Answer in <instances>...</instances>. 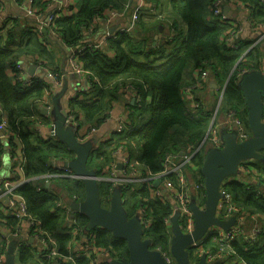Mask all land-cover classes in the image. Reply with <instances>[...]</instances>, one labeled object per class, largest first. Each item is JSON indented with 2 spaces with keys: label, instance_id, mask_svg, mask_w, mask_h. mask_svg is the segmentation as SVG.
<instances>
[{
  "label": "trees",
  "instance_id": "trees-1",
  "mask_svg": "<svg viewBox=\"0 0 264 264\" xmlns=\"http://www.w3.org/2000/svg\"><path fill=\"white\" fill-rule=\"evenodd\" d=\"M15 1L22 3L25 0ZM76 1V7H67L68 13L56 16L51 23L45 24V36L34 28L20 30L15 36L16 23L13 19L3 21L0 26V30H5L0 33V106L6 115L7 130L11 133L6 142L10 147L18 145L20 148L19 160L13 161L11 165V172L15 175L9 180L19 177L25 179L12 192L25 201L27 212L39 221L41 235L51 239L50 247L57 253L53 257H39L35 260L32 245L19 243L11 235L18 227V219L5 213L0 207V225L11 231L8 235L0 234V253H5L7 244L15 242L17 259L21 264H30L32 261L38 264H90V258L80 251L71 250L73 236L63 231L60 209L55 205L61 196L45 184L47 178L49 185L51 182L58 185L68 197L75 195L79 200L84 198V186L80 180L61 175L47 176L60 173L55 160L73 158V153L61 141L51 136L41 137L34 129L38 120H34L33 116L38 113L39 106L45 105L49 85L41 78L30 79L28 85L21 84L17 78L20 70L16 67L22 57L32 56V60H40L44 68L58 74L54 67L55 52L51 37H57L67 47H75L83 32L91 27L97 17L107 9H122L123 2ZM216 1L149 0V9L137 13L135 31L116 32L105 40L106 49L87 45L76 49L78 61L86 71L89 91L70 98L68 106L81 129L88 131L102 124L109 116L112 102L124 94L133 92L135 99L133 104L128 105V124H125L122 131H117L113 138L95 148L87 161V167L93 169L97 176L106 175L105 168L115 160L114 148L120 141H125L124 147L137 162L139 176H142L161 170L165 152L178 153L188 146L196 147L203 140L212 115L203 112L192 115L190 102L183 96V90L187 87L186 91L194 96L198 111L203 110L198 92L207 87V82L197 81L194 76L199 68L206 69L207 76H212L217 85L212 110L222 113L223 117L229 110L235 112L251 136V130L247 126V106L239 88L236 71L244 68L261 70L257 45L249 48L240 60L242 48L232 50L225 45L221 37L230 25L213 18V4ZM235 1L241 2L247 9L250 21L264 24V3L261 0ZM41 3L45 5V1ZM31 4L36 8L35 0ZM35 13H39L37 8ZM155 35H158L156 40ZM154 40L156 43L152 45ZM8 69L14 75H10ZM185 75H189L188 80H185ZM48 102L50 103V99ZM40 118L47 120L46 116ZM2 140L0 137V165L5 151ZM261 153L264 156V150ZM11 155H14L13 151ZM203 156V150L195 152L190 166H187L195 167V174L190 173L194 180H198L197 177L202 180L199 168ZM20 164L22 169L18 172ZM253 165L254 172H248L246 177H256L257 183L235 178L236 175L224 182L223 189L230 195V204L223 205L222 215L230 213L235 216L237 212L230 209L233 206L247 216L253 213L264 216V160H254ZM166 177L173 179L171 174ZM110 187V181L98 180L103 206L108 205ZM121 197L128 216H133L138 207L146 209L152 220L150 227L144 230L143 237L150 240L152 248L170 255L171 236L166 231L163 220L171 211V202L153 197L146 183L134 188L123 187ZM74 217L81 228H85L86 217L81 213ZM261 227L264 229L263 219ZM89 232L95 235L94 244L107 249L111 257L127 259V247L123 239L113 237L102 227ZM260 240L259 243H251L246 249L241 239H234L230 243L229 253L242 264H264V234ZM201 245L216 248L215 243L208 238L202 240ZM190 257L194 259L192 255Z\"/></svg>",
  "mask_w": 264,
  "mask_h": 264
},
{
  "label": "built area",
  "instance_id": "built-area-1",
  "mask_svg": "<svg viewBox=\"0 0 264 264\" xmlns=\"http://www.w3.org/2000/svg\"><path fill=\"white\" fill-rule=\"evenodd\" d=\"M32 0H27V10L29 13H33L35 8L31 4ZM264 3V0H261ZM227 4L229 7H238L243 10L246 8L243 4L239 1L235 0H217L213 4L212 15L213 18L218 19L221 23H226L230 25L229 29L225 31L223 36L221 37L222 40L225 42V45L229 49H236L239 46L238 43V34L239 28L232 22H229L226 13L223 12V5ZM69 11L64 9H59L56 12L50 13L45 20V24H49L53 21L56 16L61 14L68 13ZM133 18H137V13L133 14ZM250 25L253 29L257 30L259 34L256 37V42H260V40L264 41V24L255 23L254 21H250ZM242 58V57H241ZM34 65H36V69L39 68L46 72L48 76L54 79L55 83H58V75L53 73L51 70L44 68L41 61L34 60ZM70 63L72 65L73 71L79 75H82L87 78L86 71L82 68L81 63L78 61L77 55L75 52L70 56ZM16 67L20 70L17 74L18 80L23 85H28L30 80H22L21 78V61L16 64ZM10 75H14V72H11L9 69L7 70ZM259 71V70H258ZM251 72L249 69H241L236 71V76L238 80L246 73ZM261 73L264 74V66H261ZM207 73L206 69H197L194 76L196 77L197 81H206L207 82ZM16 75V74H15ZM88 79V78H87ZM225 85V84H224ZM202 86V85H201ZM200 86V87H201ZM89 91V88L87 89ZM52 92L49 87V91L46 93L45 98V107L49 110L52 109V103L48 102V99H51ZM192 107L198 108L197 103L194 100V96L190 93ZM67 116L66 122H71L72 125L78 126V138L81 141L85 140V135L88 134L91 130L85 131L79 127V123L77 121L76 116L73 114L71 107L67 105ZM41 121H37L35 123L34 129L41 135ZM53 119H51L50 125L52 126ZM125 124L120 123L117 130L118 132L122 131ZM80 129L82 131H80ZM220 129H225L226 131H234L236 134V140L242 141L246 140L250 137L247 131L244 128L242 121L236 115L235 112L229 110L228 112L224 113V117L221 122H217L214 119H211L207 132L203 138V140L196 146H188L185 150L181 151L183 154L174 153L172 151H167L164 153L163 158L161 160V170L156 173H146L142 176H139V170L137 169V162L131 158V154L127 152L126 148L124 147L125 141H120L114 148L113 155L122 154L123 155V162L120 164L116 163V160L111 162V165L105 168L106 175L99 176V180H108L111 182L110 191L115 186L128 187L133 188L132 182H141L146 183L149 186L152 196L160 199L161 201H165L166 199L169 200L172 204L171 211L167 217L164 218L163 222L166 227V231L169 232L170 236L172 234V227H171V217L174 212H178V221L181 230L184 233H191L194 229V218L192 211L190 209V201L192 199L195 200L196 205L198 208L203 209L204 207V197H205V190H204V183L203 178L200 180H194L190 173L196 172L195 167L187 168L190 166L191 157L192 155L199 151L204 150V148H220L223 145V141L219 134ZM52 132V130H51ZM0 136L2 139L7 140L11 133L7 130V122L6 117L4 115V111L0 106ZM14 162L18 161L13 159ZM69 160V159H68ZM68 160H62L61 166L57 168L60 169V173L50 174L47 175L49 177L54 175H61L74 178L72 171L64 166V162ZM120 165V167H118ZM21 164L17 167V171L21 172ZM130 169V171H127ZM240 173L235 176V178H239L243 176L245 173H253L254 172V165H248L246 163H242L239 165ZM13 174V173H12ZM167 174H171L173 179H168L166 177ZM15 175V173L13 174ZM76 179V178H75ZM159 179L160 183L158 186H154V182ZM25 179L23 177L16 178V180H0V207L2 210L14 216L18 219V227L15 230V233L11 235L16 238L19 236L18 230L22 226H25L29 230V235L33 240V249L35 252V260L39 257H53L57 255L54 248L50 247L51 239L44 238L41 234L42 231L39 229V221L33 217L30 213L27 212V206L25 201L18 195L12 192V190L20 185ZM46 183H49V180L45 179ZM45 183V184H46ZM221 191L224 192V196L218 202V208L216 212V216L220 219L227 220L229 218L234 219L233 225H231L227 230L219 226H210L206 231V238L210 241L214 242L216 245L215 249L204 247L201 245L202 241L193 242L194 246L191 251L192 256L195 260H197L200 256L204 255L205 260L207 262H214L216 264H242L240 261L237 262L233 257L232 254L230 255V243L234 239H241L245 245L246 249L248 245L251 243H259L261 240V236L264 234V229L261 227V219L264 220V216L259 214H250L247 216L246 213L241 211L239 208H235L231 206L236 213V215H231L230 213H226L222 215V207L224 204H230V195L225 192L223 189V185L220 188ZM111 193V192H110ZM110 196V195H109ZM69 201H81L75 195H73L70 200L64 201L62 198H58L55 202V205L60 209L59 215L63 219V231L66 233H71L73 238L71 240H81V249L79 250L82 255H85L87 258H90V264H109L111 259H117L115 257H111L105 248H101L96 246L94 243V233L86 231L84 227L77 223L74 216L71 215V207ZM135 216H137L142 231L146 230L150 227V223L152 220L151 215L148 214L146 209L142 207H138L135 211ZM86 226V225H85ZM5 227V226H4ZM6 228V227H5ZM11 231L6 228L5 233L0 232L1 235H8ZM77 235V236H76ZM171 238V237H170ZM21 243L20 241H18ZM70 242V243H71ZM18 243V244H19ZM8 244L6 245V248ZM71 247V246H70ZM17 248L15 246L14 249V258L16 264H21L18 262L17 259ZM165 257L167 262H172V257L170 255H166L162 253ZM5 253H0V263L3 264L2 260L4 258ZM70 258V257H66ZM38 264V263H33Z\"/></svg>",
  "mask_w": 264,
  "mask_h": 264
},
{
  "label": "water",
  "instance_id": "water-1",
  "mask_svg": "<svg viewBox=\"0 0 264 264\" xmlns=\"http://www.w3.org/2000/svg\"><path fill=\"white\" fill-rule=\"evenodd\" d=\"M227 8L228 5L223 6L224 11ZM40 32L44 35L47 33L43 27L40 28ZM157 37L158 35H155L154 39L156 40ZM155 40L152 45H155ZM35 70L36 65H31L28 73L32 76ZM239 88L246 102L247 126L251 130V136L246 140L237 141L234 131L220 129L219 134L223 145L220 148H204V156L199 168L205 190L204 207L200 209L194 199L190 201V209L195 222L191 233H184L181 230L178 212H174L172 215L170 238L172 262H167L158 249L151 247L150 240L143 237L142 227L137 216L127 215L123 206L124 200L121 197L122 188L120 186H115L111 190L107 206L101 204L98 190L99 176L93 169L87 167V161L95 149L94 142L91 139L79 140L77 137L78 126L66 122L67 110L61 107V97L64 91H56L52 96L50 112L45 107H39L43 114L52 113L51 134L53 138L61 141L73 153V158L65 161L63 165L68 167L74 178L80 180L84 186V198L81 201H69L71 215L81 213L86 217V231L102 227L109 231L113 237L123 239L126 243L127 259H111L109 264H216L207 262L204 255L197 260H192L190 255H192L193 242L204 240L210 226H219L227 230L233 225V218L223 220L216 216L218 202L224 196V192L220 188L228 178L240 173V164L253 165L254 160H264L261 153L264 150V74L260 71L244 74L239 79ZM1 135L2 133H0ZM6 143V141L3 142L4 150L7 148ZM159 183L160 180L157 179L154 186H158ZM47 186L49 183H46ZM14 249L15 242L9 243L2 260L3 264H16Z\"/></svg>",
  "mask_w": 264,
  "mask_h": 264
},
{
  "label": "crops",
  "instance_id": "crops-1",
  "mask_svg": "<svg viewBox=\"0 0 264 264\" xmlns=\"http://www.w3.org/2000/svg\"><path fill=\"white\" fill-rule=\"evenodd\" d=\"M27 0L24 2L15 1V0H0V26L3 21L8 19H13L16 23L14 29L15 36L18 35L21 31L27 29H38L45 28V19L46 17L53 12H56L59 9H66L71 6H77L76 0H35L38 14L29 13L27 10ZM42 1H45V5H42ZM40 2V4H38ZM122 9L117 10L116 8H111L105 10L100 17H97L91 27L83 32V36L80 42L75 47H67L63 44L57 37H51L52 48L55 52V65L58 71V83L56 84L54 79L46 74L43 70L37 68L34 71V74L31 76L28 72L30 70V66L34 65V59L32 60V56H25L20 59L21 61V78L22 80H30L32 78H41L46 81L50 87L52 92V96L56 91L62 90L64 94L61 97V107L67 108L68 101L70 98L81 94L82 92H86L89 88V81L86 77L77 74L73 71L72 65L70 63V56L76 51L77 48H84V46H89L92 48H100L106 49L105 40L114 35L118 31H127L132 32L136 30V22L133 18L134 13L142 12V10L149 9L150 2L149 0H123ZM224 5H227L226 3ZM227 18L229 22L234 23L239 28L238 34V42L239 47L242 48V52H246L249 48L254 45H257L258 53H259V63L260 66H264V42H256V37L259 32L253 29L250 25V17L247 12V9L243 10L238 7L228 6L226 11ZM13 25V23H9ZM14 26V25H13ZM21 30V31H20ZM5 30H0V33H4ZM44 35V34H43ZM47 35V33L45 34ZM44 35V36H45ZM14 36V41H16ZM111 52V50H108ZM189 75H185V80H188ZM183 90V96L187 99L189 103V109L192 115L196 116V113L203 112L211 113V119L216 120L217 122H221L223 119L222 113H215L214 109V100L216 96V88L215 79L212 76L207 78V87L198 92V96L202 101L203 110L198 111L199 108L192 107L190 92ZM133 99V101H132ZM135 101L133 92H128L124 94L121 98L114 100L112 102V107L109 111L108 118L100 124L94 130H91L88 134L85 135V140L91 139L94 142L95 148H97L101 143L106 140L113 138V136L117 133V128L122 124H128L129 122V113L130 110L128 108L129 104H133ZM50 102L52 103L51 99ZM42 107V106H39ZM193 108V110L191 109ZM206 110L208 112H206ZM212 111V112H211ZM5 115V113H4ZM40 116H46L47 120H41ZM6 117V115H5ZM34 120L41 121V137L47 138L52 136L51 130L52 126L50 125L51 119H53L52 113L43 114L41 109L38 108V113L33 116ZM80 131H82L80 129ZM89 131V130H88ZM55 138V137H54ZM6 140H2L1 143ZM7 148L3 152L1 156V165H0V180H9L13 177L11 172V165L14 161L13 159L19 160L20 158V148L18 145H14L10 147L8 142L6 143ZM12 151L14 155H11ZM116 163L120 164L123 162V155L117 154L115 155ZM62 160H55V166H61ZM245 173L243 176L239 177L243 181L255 182L256 177L252 175H248L246 177ZM257 185V184H256ZM55 192L61 196L64 201L70 200V197L67 196V193L64 189L59 187L58 185H49ZM63 226V225H62ZM6 228L0 225V232L5 233ZM29 230L22 226L18 230L19 236L15 239L16 241H20L21 243L31 244L33 247V240L29 235ZM81 240H74L70 243L71 250L79 252L81 249ZM33 264V261L30 263Z\"/></svg>",
  "mask_w": 264,
  "mask_h": 264
},
{
  "label": "rangeland",
  "instance_id": "rangeland-1",
  "mask_svg": "<svg viewBox=\"0 0 264 264\" xmlns=\"http://www.w3.org/2000/svg\"><path fill=\"white\" fill-rule=\"evenodd\" d=\"M191 109L193 110V108L191 107ZM142 183L141 182H132V185H133V188H134V186L135 187H138V186H140ZM1 237L2 236H0V239H1ZM173 261V260H172ZM192 262V261H191Z\"/></svg>",
  "mask_w": 264,
  "mask_h": 264
},
{
  "label": "clouds",
  "instance_id": "clouds-1",
  "mask_svg": "<svg viewBox=\"0 0 264 264\" xmlns=\"http://www.w3.org/2000/svg\"><path fill=\"white\" fill-rule=\"evenodd\" d=\"M224 6V5H223ZM136 20V19H135ZM237 49H240V47L238 46V48H236V49H232V50H237ZM245 53L244 52H241V55H240V58H239V60L241 59V57L243 58V55H244ZM234 69V68H233ZM252 72V71H251ZM204 151V150H203Z\"/></svg>",
  "mask_w": 264,
  "mask_h": 264
},
{
  "label": "flooded vegetation",
  "instance_id": "flooded-vegetation-1",
  "mask_svg": "<svg viewBox=\"0 0 264 264\" xmlns=\"http://www.w3.org/2000/svg\"><path fill=\"white\" fill-rule=\"evenodd\" d=\"M6 252V251H5Z\"/></svg>",
  "mask_w": 264,
  "mask_h": 264
}]
</instances>
